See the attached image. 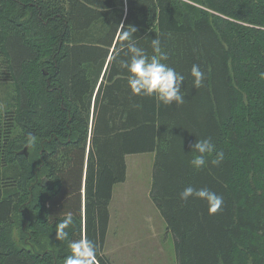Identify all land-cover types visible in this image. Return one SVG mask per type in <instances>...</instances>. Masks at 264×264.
<instances>
[{
  "label": "trees",
  "instance_id": "trees-1",
  "mask_svg": "<svg viewBox=\"0 0 264 264\" xmlns=\"http://www.w3.org/2000/svg\"><path fill=\"white\" fill-rule=\"evenodd\" d=\"M131 27L149 55L160 39L185 77L183 105L131 93L120 68ZM0 82L18 91L0 103V264H64L55 232L69 212V240L113 264V187L126 156L147 152L177 264H264V0H0ZM203 138L225 159L197 171L190 145ZM189 185L222 196L221 209L181 200Z\"/></svg>",
  "mask_w": 264,
  "mask_h": 264
},
{
  "label": "clouds",
  "instance_id": "clouds-1",
  "mask_svg": "<svg viewBox=\"0 0 264 264\" xmlns=\"http://www.w3.org/2000/svg\"><path fill=\"white\" fill-rule=\"evenodd\" d=\"M136 29L124 31L121 39L127 41L124 45L127 51L126 60L120 61V68L126 70L127 85L131 93L135 96H144L155 98L165 106L175 103L177 106L185 103V97L182 92V86L185 80L184 75L177 72L169 66L166 61L168 54L162 50L161 41L158 38L151 40L152 55H149L145 48L138 46L136 39L133 37ZM193 77V85L196 88L203 87L205 73L199 65H193L190 70ZM35 137L32 133L27 134V141L31 143ZM191 159L189 165L194 170H200L209 162L219 165L225 159V153L218 150L216 144L211 138L197 139L190 145ZM181 200L187 202L190 198L200 199L207 203L210 213H216L223 205V197L208 188H196L189 185L180 193ZM73 223L72 214L66 213L56 225V239L67 241L70 254L65 256L64 264H95L97 256L96 245L88 239L81 238L69 240V233L66 231Z\"/></svg>",
  "mask_w": 264,
  "mask_h": 264
},
{
  "label": "rangeland",
  "instance_id": "rangeland-1",
  "mask_svg": "<svg viewBox=\"0 0 264 264\" xmlns=\"http://www.w3.org/2000/svg\"><path fill=\"white\" fill-rule=\"evenodd\" d=\"M18 103L13 83L0 82V103ZM154 152L126 156L125 181L113 187L103 252L113 264H177L173 237L150 198Z\"/></svg>",
  "mask_w": 264,
  "mask_h": 264
},
{
  "label": "water",
  "instance_id": "water-1",
  "mask_svg": "<svg viewBox=\"0 0 264 264\" xmlns=\"http://www.w3.org/2000/svg\"><path fill=\"white\" fill-rule=\"evenodd\" d=\"M23 152L27 155L26 148L23 150Z\"/></svg>",
  "mask_w": 264,
  "mask_h": 264
}]
</instances>
